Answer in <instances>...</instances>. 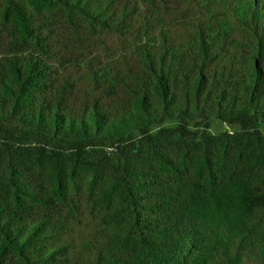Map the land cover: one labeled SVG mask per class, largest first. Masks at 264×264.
<instances>
[{
	"label": "trees",
	"instance_id": "16d2710c",
	"mask_svg": "<svg viewBox=\"0 0 264 264\" xmlns=\"http://www.w3.org/2000/svg\"><path fill=\"white\" fill-rule=\"evenodd\" d=\"M0 264H264V0H0Z\"/></svg>",
	"mask_w": 264,
	"mask_h": 264
},
{
	"label": "rangeland",
	"instance_id": "374dc122",
	"mask_svg": "<svg viewBox=\"0 0 264 264\" xmlns=\"http://www.w3.org/2000/svg\"><path fill=\"white\" fill-rule=\"evenodd\" d=\"M237 126L235 125H230L224 121H221L219 119H213L211 121V125H210V131L211 132H219L222 130H234L236 129Z\"/></svg>",
	"mask_w": 264,
	"mask_h": 264
}]
</instances>
